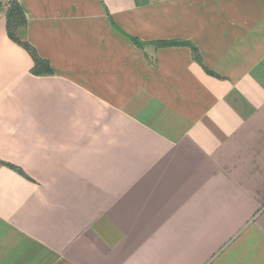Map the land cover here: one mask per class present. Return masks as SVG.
Returning <instances> with one entry per match:
<instances>
[{"label": "crops", "instance_id": "0c3cea01", "mask_svg": "<svg viewBox=\"0 0 264 264\" xmlns=\"http://www.w3.org/2000/svg\"><path fill=\"white\" fill-rule=\"evenodd\" d=\"M7 1L0 264H264V0Z\"/></svg>", "mask_w": 264, "mask_h": 264}, {"label": "trees", "instance_id": "16d2710c", "mask_svg": "<svg viewBox=\"0 0 264 264\" xmlns=\"http://www.w3.org/2000/svg\"><path fill=\"white\" fill-rule=\"evenodd\" d=\"M5 14L6 19V29L8 37L18 45H20L23 49H25L34 62V68L32 72L35 75H52V69L50 63L46 60H43L38 55L37 51L33 46H31L28 41L24 38V33L27 30V17L22 5L18 0H9L5 4L2 10ZM129 39L140 49H143L146 43L136 39L129 37ZM152 45L157 47H173V46H186L192 49V53L194 59L201 63V57L199 55L198 50L189 42L186 41H162L155 42ZM2 163V162H0ZM11 169L17 171L18 173L25 175L24 172L13 165H8Z\"/></svg>", "mask_w": 264, "mask_h": 264}]
</instances>
